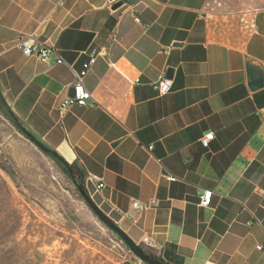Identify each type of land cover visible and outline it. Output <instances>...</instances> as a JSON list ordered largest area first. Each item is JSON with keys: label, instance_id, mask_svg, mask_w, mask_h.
<instances>
[{"label": "crops", "instance_id": "0c3cea01", "mask_svg": "<svg viewBox=\"0 0 264 264\" xmlns=\"http://www.w3.org/2000/svg\"><path fill=\"white\" fill-rule=\"evenodd\" d=\"M29 34L54 49L48 63L19 50ZM93 51L91 98L60 115ZM247 59L264 67V0H0L5 102L168 264H264V88L250 89ZM135 200L156 205L137 212ZM118 264L145 263L129 254Z\"/></svg>", "mask_w": 264, "mask_h": 264}, {"label": "rangeland", "instance_id": "374dc122", "mask_svg": "<svg viewBox=\"0 0 264 264\" xmlns=\"http://www.w3.org/2000/svg\"><path fill=\"white\" fill-rule=\"evenodd\" d=\"M117 237L0 112V264H118L132 253Z\"/></svg>", "mask_w": 264, "mask_h": 264}, {"label": "built area", "instance_id": "2783aa9c", "mask_svg": "<svg viewBox=\"0 0 264 264\" xmlns=\"http://www.w3.org/2000/svg\"><path fill=\"white\" fill-rule=\"evenodd\" d=\"M18 48L22 52L25 57H38L44 63H48L51 56L55 54V51L52 47L48 46L45 42L38 39L35 34L23 35L18 43ZM98 53L93 51L91 54L88 62L83 65V69L80 71L74 70V83H73V90L75 95L71 98H67L65 101L61 103L59 106V113L60 115H64L67 112L68 108L73 105H80L85 106L87 105L88 100L91 98V94L85 88L84 85V78L87 76L90 68L96 63ZM57 64H66L64 59L59 55L56 58ZM156 88L159 91L160 96H165L170 93L172 89V80H170L166 76H162L156 83ZM215 134L209 133L202 137L201 143L204 147H208L209 143L214 139ZM170 180L175 182L177 178L170 177ZM99 190L104 188L103 183H99L97 185ZM212 191H205L204 194L200 197L201 206L207 207L211 204L212 199ZM156 201H152L150 205H145L144 203L135 200L132 202V207L137 212L145 211L149 206H155ZM249 225H252L253 222H249ZM261 251L264 252V245L259 247Z\"/></svg>", "mask_w": 264, "mask_h": 264}, {"label": "water", "instance_id": "95a60500", "mask_svg": "<svg viewBox=\"0 0 264 264\" xmlns=\"http://www.w3.org/2000/svg\"><path fill=\"white\" fill-rule=\"evenodd\" d=\"M132 4H136L139 0H128ZM123 4L122 1L115 3L114 9L121 7ZM172 70H169L168 75L172 76ZM247 73H248V81L249 87L252 91L260 90L264 88V67L260 65L253 59H247ZM74 92V91H73ZM75 95V93H73ZM0 98L2 99L8 113L16 123L17 127L20 131L26 136L27 140L34 144L40 151L45 153L46 155H50L59 159L67 169L70 177L75 181V177L70 168V164L60 156L56 151L48 147L45 143L38 140L31 132H29L17 119V117L12 113L11 109L5 102L1 92ZM118 144V143H116ZM82 197L85 199L86 203L89 205L93 213L98 217V219L107 226L111 231H113L127 246L129 251L135 255L139 260H141L145 264H164L162 261L152 258L147 255L145 251L119 227V225L112 220L109 216H107L96 204L95 202L83 191L82 188L78 187Z\"/></svg>", "mask_w": 264, "mask_h": 264}, {"label": "trees", "instance_id": "16d2710c", "mask_svg": "<svg viewBox=\"0 0 264 264\" xmlns=\"http://www.w3.org/2000/svg\"><path fill=\"white\" fill-rule=\"evenodd\" d=\"M0 111L12 122V124L14 126H16V128L20 131V129L17 127L16 123L14 122V120L12 119V117L10 116V114L8 113L2 99L0 98ZM21 132V131H20ZM22 133V132H21ZM23 134V133H22ZM24 135V134H23ZM25 136V135H24ZM49 156L52 160H54L62 169V171L64 172V174L66 175L67 179L72 183V185L74 186V190L75 193L77 195V197L83 201L88 207L89 205L86 203L85 199L82 197L80 191L78 190V187L82 188L83 191H85V193L92 199L90 192L88 190L87 187V178H88V174L87 172L80 167L78 164L73 163L70 164V168L72 170V173L75 177V181H73V179L70 177V175L67 172V169L65 168V165L56 157ZM93 200V199H92ZM90 208V207H89ZM91 209V208H90ZM92 211V210H91ZM93 212V211H92ZM97 217V216H96ZM98 218V217H97ZM107 227V226H106ZM108 228V227H107ZM113 232V231H112ZM121 242H123L119 237H117ZM124 243V242H123ZM125 244V243H124ZM126 246V245H125ZM147 255L151 256L154 259L160 260L162 261L164 264H168L166 263L162 258H160L153 250L146 248L144 245H139ZM127 248V246H126ZM128 249V248H127Z\"/></svg>", "mask_w": 264, "mask_h": 264}]
</instances>
